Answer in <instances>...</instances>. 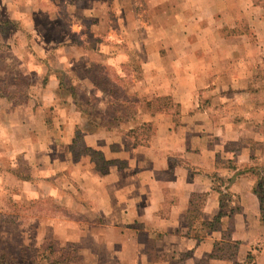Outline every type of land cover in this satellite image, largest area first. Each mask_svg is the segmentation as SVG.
Returning <instances> with one entry per match:
<instances>
[{"label":"crops","instance_id":"0c3cea01","mask_svg":"<svg viewBox=\"0 0 264 264\" xmlns=\"http://www.w3.org/2000/svg\"><path fill=\"white\" fill-rule=\"evenodd\" d=\"M146 4L150 26L135 49L143 55L139 77L117 85L120 102L135 100L133 115L118 124L97 113L89 129L61 90L60 79L93 87L87 50L53 46L37 69L22 64L34 79L21 96L0 84V181L11 178L21 198L63 210V218L39 219V231L47 225L59 240L79 242L91 264H264V224L252 191V171L264 175V98L257 96L264 95V0ZM95 52L113 56L103 45ZM70 57L81 62L79 75ZM95 97L109 100L99 90ZM220 191L227 194L222 207ZM220 211L218 226L203 229ZM73 213L91 219L76 226Z\"/></svg>","mask_w":264,"mask_h":264},{"label":"rangeland","instance_id":"374dc122","mask_svg":"<svg viewBox=\"0 0 264 264\" xmlns=\"http://www.w3.org/2000/svg\"><path fill=\"white\" fill-rule=\"evenodd\" d=\"M130 2L134 8L127 6ZM132 15L135 17L130 18ZM149 16L146 0H0V59L6 56L9 59L0 62L3 91L21 96L26 84L34 79L33 74L21 73L25 70L22 64L27 71L37 69L44 49L58 45L72 52L87 50L89 63L104 64V73L109 77L105 89L117 88L120 84L115 80L119 75L127 79L126 86L129 76L132 79L134 72L137 74L135 68L140 67L143 58L135 49L141 44L145 27L150 26ZM102 45L113 56L109 53L99 57L95 49ZM72 59L70 69L79 70L81 62ZM13 80L17 89L8 86ZM258 94L264 98L262 93ZM77 97H84L80 90ZM10 179L0 181V256L15 264H91L92 258L79 242L59 240L44 224V230L39 231V219L46 223V218L52 216L63 218L60 212L63 210L50 208L48 200L21 198V187L10 184ZM73 196L79 201L81 194L76 191ZM70 218L76 226L91 219L75 213ZM84 244L92 246L88 239ZM91 248L95 253L98 250ZM227 248L234 253L231 246ZM103 259L112 261L108 256L100 258Z\"/></svg>","mask_w":264,"mask_h":264},{"label":"trees","instance_id":"16d2710c","mask_svg":"<svg viewBox=\"0 0 264 264\" xmlns=\"http://www.w3.org/2000/svg\"><path fill=\"white\" fill-rule=\"evenodd\" d=\"M61 45H58V47H60ZM64 47V46H63ZM123 66V65H121ZM104 64H100L99 62H93L91 64H89V68L87 71V76H88V80L90 81L91 84H93V87L91 88H87L85 89H78L75 88L73 86H66V82H63L62 79H60V87L61 90L64 89V91L70 92L71 96H73L74 100H76V105L77 107L85 114V117L87 118V123L88 128L90 129L91 127L94 128L95 124L94 122L96 121V115L97 113H100L101 115L103 114V120L109 124V125H114V124H118L120 122V120H122L123 118H125L126 116H132L133 115V107H134V101H131L129 103H122L120 102V97H122V95L124 94L122 87H118L117 88H108L105 89L104 88V83L108 84L109 82L106 80V78L108 79L109 77L104 73ZM134 72V69L132 70ZM136 71V75L134 72V76L137 78L139 77V73H140V67H136L135 68ZM78 75H79V70L75 71ZM129 73V72H128ZM127 73V74H128ZM126 74V75H127ZM125 75V76H126ZM127 79L124 76H117V80L116 83H121V82H125ZM103 84H102V83ZM128 82H131L130 76L128 78ZM113 87V86H112ZM60 89V88H59ZM77 90H80L81 94L84 97H77L78 92ZM101 91L109 100H102L99 99L97 97L95 98H90L92 96H95L97 91ZM106 92V93H104ZM111 97V98H110ZM112 98H114L112 100ZM159 100H165L167 101L166 106L169 104L170 105V101L167 98H162ZM145 130L147 135L149 136L150 133L152 132V128L150 126V124H145L144 125ZM78 136V135H77ZM138 141V140H137ZM254 178H255V185L253 186V193H255L259 199V203H260V214H261V222H263L264 224V175H263V168L260 169H255L252 171ZM218 190V189H217ZM220 202H221V207H222V201L224 200V197H227V194H223L220 191ZM204 200L203 195H198L197 196V205L196 207L200 208L202 202ZM230 213L232 214L233 211H230ZM224 215V212L220 211L211 221L203 223L204 228L203 229H207V230H213L215 229L218 224H219V220L220 218ZM206 231V230H205ZM205 232H203V234H201L200 236H203ZM200 236L199 239H200ZM51 246H48V248L50 249ZM217 250H219V248H217ZM216 251V249H215ZM214 256V253L211 254V256ZM0 264H15V261H11V260H7L4 259L3 256H0ZM54 264V262H53Z\"/></svg>","mask_w":264,"mask_h":264}]
</instances>
